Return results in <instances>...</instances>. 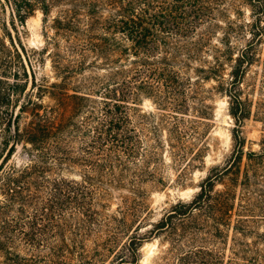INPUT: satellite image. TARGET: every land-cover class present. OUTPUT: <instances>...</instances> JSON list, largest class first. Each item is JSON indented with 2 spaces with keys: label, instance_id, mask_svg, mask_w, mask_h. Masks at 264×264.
<instances>
[{
  "label": "trees",
  "instance_id": "obj_1",
  "mask_svg": "<svg viewBox=\"0 0 264 264\" xmlns=\"http://www.w3.org/2000/svg\"><path fill=\"white\" fill-rule=\"evenodd\" d=\"M5 4L11 9L16 30L17 22L24 27L37 9L44 14L45 23L52 9H59L53 24V50L44 45L30 55L25 46L21 51L15 46L0 13V29L10 41L8 46L0 38V190L6 201L7 197L13 200L38 180L47 182V172L71 171L76 162L84 167L80 192L75 193L74 182L65 178L55 187L61 201L59 217L69 228L62 227L60 233L64 243L58 255L61 264L68 260L100 264L106 251L111 252L91 254L74 247L71 236L81 233L76 225L73 230L68 225L71 216L65 204L75 196L89 199L91 205L103 198L102 179L109 175L106 167L115 168L122 153L128 161L135 158L141 146L134 142L138 134L129 111L139 100V92L151 91L160 106L166 105L161 87L181 83L178 72L174 73L176 80L171 78L173 57L197 52L194 37L200 28V11L206 15L216 8L223 18L231 10L238 15L219 21L226 27L221 26L223 49L213 72L229 98V113L235 121L232 153L212 169L191 201L178 202L172 213L153 225L150 234L165 232L193 243L187 249L172 246L158 264H170V255L176 259L173 264H264V136L259 151H245L242 131L252 113L245 92L251 86L248 76L257 63L262 65L264 89V0H4L0 12L6 11ZM245 6L249 20L240 16ZM243 35L244 44H232L231 39ZM47 52L52 55L55 81L38 78L37 69L44 66ZM227 67L230 71L224 73ZM259 106L264 124V102ZM82 114L88 115L86 125L79 123ZM83 129L96 140L105 138L106 143L98 141L97 146L92 145L97 152L77 159L73 138ZM19 145L27 163L10 166ZM218 183L224 188L217 189ZM199 233L200 245H196ZM147 239L136 234L123 247L136 257ZM125 259L117 252L111 264H137L134 258Z\"/></svg>",
  "mask_w": 264,
  "mask_h": 264
},
{
  "label": "rangeland",
  "instance_id": "obj_2",
  "mask_svg": "<svg viewBox=\"0 0 264 264\" xmlns=\"http://www.w3.org/2000/svg\"><path fill=\"white\" fill-rule=\"evenodd\" d=\"M0 2L4 3V0ZM5 7L6 11L0 13L19 51L21 46H25L30 55L32 50L41 49L44 45L49 47L48 50H53V24L59 9H52L47 23L44 22V14L37 9L28 17L24 27L17 22L16 30L12 26L11 9L6 4ZM241 10L242 19L249 20V8L245 6ZM226 15L223 18L216 8L208 10L206 15L200 11V28L194 37L197 52L189 57L176 55L175 58L171 55L175 64V68L171 69V78L176 80L174 73L178 72L181 83L161 87L166 105L160 106L151 91L139 92V100L130 105L129 113L138 134L134 142L141 148L131 161L122 153L115 168L108 170L106 167L105 172L107 170L109 175L105 174L102 179L104 197L91 202V205L89 199L83 201L75 196L65 204L71 216L68 225L72 224L71 230L76 225L81 233L77 237L71 236L74 247L91 254L111 250L110 253L106 251L107 257L100 264H111L117 252L127 261L134 258L137 264H158L172 246L187 249L193 244L186 240L179 241L178 237L169 233L156 235L150 234V231L153 225L172 213L178 202L191 201L212 169L222 165L232 153L231 136L235 121L229 113V98L222 93L218 78L213 75L223 49L221 26L223 29L226 27L219 21L238 16L232 10ZM1 37L10 46L9 38L2 29ZM170 39L174 41L176 38L172 36ZM231 42L240 46L245 42V35L233 38ZM171 44L174 47L175 43ZM49 53L44 56V66L37 69L38 78L47 76L50 81H55L52 55ZM35 65L38 68V64ZM229 71L227 67L224 73ZM248 81L251 86L245 92L251 102L252 113L242 129L246 138L245 151H259L264 136V124L260 122L262 115L259 113L262 110L259 103L264 102L261 64L257 63L251 68ZM30 86L31 81L27 92ZM45 102L49 103V99L45 98ZM82 116L79 123L86 125L88 115ZM93 137L84 129L75 133V158L97 152L92 145L97 146L98 141L102 140ZM105 141L103 138L102 142ZM26 163L25 152L19 145L9 164L22 167ZM84 173V167L77 162L72 164L71 171L47 172V182L38 180L29 186L22 197L13 200L7 197L6 201L0 190V264H61L58 255L64 243L60 233L62 227L66 230L69 228L62 225L59 217L61 201L56 197L55 187L60 178H65L74 182L72 190L78 193L84 183ZM224 181L229 182L228 179ZM222 188L224 185L218 183L217 189ZM94 211L99 214H94ZM198 223L200 227V218ZM178 228L182 230L183 226L179 225ZM136 234L149 239L145 240L138 255L131 257L123 245ZM196 245H200V233ZM170 256H167L169 263H176L174 256ZM63 264H75V261L68 260Z\"/></svg>",
  "mask_w": 264,
  "mask_h": 264
}]
</instances>
